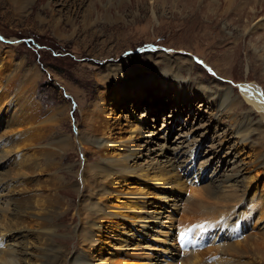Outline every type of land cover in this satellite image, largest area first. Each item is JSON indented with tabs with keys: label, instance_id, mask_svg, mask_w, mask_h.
I'll return each mask as SVG.
<instances>
[{
	"label": "rangeland",
	"instance_id": "rangeland-1",
	"mask_svg": "<svg viewBox=\"0 0 264 264\" xmlns=\"http://www.w3.org/2000/svg\"><path fill=\"white\" fill-rule=\"evenodd\" d=\"M224 1L0 0V55L13 58L11 64L5 65L3 73L6 74L7 67L12 68L19 61H24L21 70L16 71L18 80L9 76L5 81L2 78L0 83V137L10 131L7 123L11 118L18 117L23 121L29 118L28 123V119L25 120L27 124L37 123L33 120L38 116L36 113H41L42 119L45 112L63 110L56 126L47 129L51 133L41 131L40 138L46 135L47 138L41 140L37 147L41 145L39 148H45L46 145L47 148V144L65 137L69 143L73 141V147L63 154L60 162L56 160L58 166L50 174L39 171L30 175V168L25 166L27 169L23 168V172L27 171V175L17 179L21 186L15 190L11 186L8 189L11 197L6 199L17 201L51 195L53 190H41L39 187L73 166L78 176L75 179L68 177L65 179L68 182L60 183V189L68 190L69 196L60 193L58 201L66 198L70 202L72 200L77 209L85 210V205L80 208V203L87 202V198L76 192L79 190L82 193L83 190L78 177H82L85 166L93 164L95 160L91 150L87 151L74 139L77 133L85 131L80 111L89 109L88 106L97 100L99 93L104 92L103 76L108 75L110 70L113 74L119 72L111 81V96L106 104L108 111L105 116H109L113 130L112 143L105 149L103 156L121 160L129 155L141 158L138 161H126L129 170L134 173H122L121 177L113 179L112 189L122 196L113 194L98 198L102 206L119 217L111 220L110 224L105 222L97 225L98 228L85 229L98 239L91 254L86 255H92L91 264L115 261L121 264L126 261L124 255L127 253L139 255L140 264H173L162 251L166 252L169 242L174 240L173 236L179 230L178 225L185 222L181 216L185 202L188 199L189 202H198L200 199L190 191L191 186L192 189H205L207 185H214L224 174L239 172L238 180L251 182L253 187L258 188L251 193H264V169H255L264 160V153L260 154L257 150L259 135L250 138L251 144L243 143L241 140L245 133L240 123L243 117L254 121L263 120L261 125L264 130V114L259 111V107L264 108V104L256 102L253 105L244 96V92L253 87L264 100V64L256 56L264 54V39H261L264 29L256 30L252 36V28L257 20L243 18L240 23L232 24L231 20L236 21V18H224L225 12L229 10L225 8ZM17 3L25 7L28 5L24 8L26 11L20 9L21 6L17 7ZM246 24L250 25L244 29ZM162 55L167 57L164 65L158 64L163 60ZM179 59L187 64L182 70L176 63ZM33 67L37 68L39 78L32 87L31 75L27 74L26 69ZM170 69L174 70V76H171ZM217 69L223 77L217 75ZM207 90L216 92L219 97L209 100L203 93ZM225 91L229 92L234 102L220 112ZM208 104H211L210 107ZM12 108L19 112L29 111L28 108L33 111L31 116H27L15 113L16 110L12 112ZM254 108L256 112L248 115V110ZM12 114L16 116L12 117ZM22 114L24 117H21ZM7 137L14 138L13 135ZM3 139H0V145ZM160 147L163 149L159 150ZM191 148L195 149L192 161L189 155ZM31 149L36 150L35 147ZM153 150L159 154L158 157L149 154ZM25 152L11 154L10 163L0 167V179L4 178L0 187L3 189L8 188L9 182H12L11 185L16 182L13 188L17 185L16 179L12 181V176H8L17 170L15 165ZM38 155L37 152L33 158L44 169L43 157ZM173 157L178 163L185 161L180 165L182 168H177L178 175H184L182 169L187 165L189 167V174L185 176V180L189 181L185 189L161 187L152 179V172L163 166L167 158L172 161ZM191 179L192 182L196 179L199 182L189 186ZM171 196L176 197L172 199L179 197L177 203L167 200ZM130 197L138 201V205L129 206L127 199ZM160 207L163 208L158 210ZM236 210L230 211L231 219L236 218ZM67 215L62 225L66 228L65 232L57 230L52 233L46 227L42 229L44 234H49L44 246L36 243L37 231H43L34 228L1 235L4 246L0 247L9 249L14 246L18 251L25 247L30 256L24 257L26 263L23 264H39L40 255L48 247L49 239L50 247L66 249L69 253L66 260L81 242L76 232L80 223L75 212L69 211ZM193 218L189 215L188 221L195 220ZM237 220L239 225L242 217ZM232 222H236V219ZM228 228H223L226 235H229ZM253 229L255 234L264 233V219L259 221L255 217L248 230L243 231L240 240H244ZM65 239L74 241L61 243ZM170 256L174 257L172 254ZM219 257L212 259L214 261Z\"/></svg>",
	"mask_w": 264,
	"mask_h": 264
},
{
	"label": "bare ground",
	"instance_id": "bare-ground-1",
	"mask_svg": "<svg viewBox=\"0 0 264 264\" xmlns=\"http://www.w3.org/2000/svg\"><path fill=\"white\" fill-rule=\"evenodd\" d=\"M176 1L178 2V0ZM224 2L226 5L225 8L229 9L228 11L225 9L227 12H225L224 18H229V17L236 18V21L231 20L232 24L240 23L243 18H245L248 21L257 20V24L252 28V31L253 30L254 31L252 32L250 30L248 35L252 32L251 34L252 36H254L253 33L256 30L264 29V0H225ZM20 6L21 5H18L17 3V7H20ZM26 7L22 5L20 9H24ZM24 11L26 10L24 9ZM249 25L250 24H246V26L244 25L245 26L244 29H247ZM261 39L263 40L264 37H262ZM256 56L261 60L260 62L264 64V54L262 55V53H260V54H256ZM161 57L163 58V60L160 61L158 64L164 65L167 57L165 55H162ZM0 58H2L1 60L2 65L0 66V72L2 71V74L0 73V83H2L4 78H5L4 81L7 80L9 76L11 78L17 79L19 75H17L16 71L21 70L20 66H22L21 64L24 63V61L23 60L19 61V64H16L12 68L7 67L6 74H4L3 70H5V65L8 66L9 64H11L10 62H12L13 58L10 57L11 59H8L7 56L3 57L1 55H0ZM176 63L181 68V70L187 65V64L186 65L184 64L183 59L182 60L179 59L178 61H176ZM189 64H191V62ZM26 70H27V74L29 76L31 75L30 80L31 82H33L31 86L32 85L35 86V83L37 82L36 80L37 78H39L37 68L33 67V68H28ZM170 70L169 72L171 73V76H174L173 74L174 70L172 69ZM23 75L25 76V74ZM116 75H119V72H115V74H113V71L110 70L108 75L103 76L101 80H102L104 92L101 91V93H99V97H97V100L92 105L88 106L89 109L86 108L85 110L80 111L81 117H82L81 121L83 123V126L85 127V131L82 132L83 134L77 133L74 139H76L77 141L76 143H78L79 145L81 144L82 146H85L87 148L86 149L87 151L91 150L92 152L91 154L94 155V160H95L93 164H89V165L85 164L86 166L84 168V175H82V177L81 176L78 177V179H80L79 184L82 185V188H83L82 193L79 190L77 191L75 190L78 195H84L83 197L87 198V200L83 198L87 202H85L84 204L80 203V208H82V206L85 205V210L77 209V205L74 207L71 199H70L71 202L66 198L65 200L63 199L62 201H58L59 197L61 196L60 193L62 194L65 193L66 195L65 194L64 195L66 197L69 196L68 190L63 191V189L62 190L60 189L61 188L60 183L68 182V181H65V179H67L68 177H74L75 179L78 176V173L76 174V171H74L73 166H70L68 170L62 171L61 175L56 174L55 179L57 178L56 179L57 181H55V179H52V180L50 179L48 183H44L41 186V188L39 187V189L41 190H47V191L53 190V194L51 195H39L33 198L29 197V198L20 199L17 201H10L6 199L8 197H11L8 191V189L11 186L13 190L21 186V183H19V180L17 179H19V177H24L27 175L25 174L27 171L23 172L25 168L27 169V167L25 166L28 165V167L30 168L29 170L30 175H33L34 173H38L39 171H40L39 173H43V172L49 173L50 171L54 170V167L58 166V163L56 160L59 159L58 162H60V159L62 158L63 154L67 153V151L73 147L72 145L73 141L72 143L71 142L69 143L68 140H66V137L59 139L58 141H53L50 144H47V148H46V145L44 146L45 148H39V146L41 145L37 147V144L40 143L41 140H44L45 138H47V135L43 139L42 137L40 138L41 131L45 132L44 130H47V129L50 130V128L52 129V127H55L57 122H59V116L63 115L62 114L63 110L62 111L61 110L50 111L51 113L45 112L46 114L45 113L43 114L44 118L42 119L40 118L42 114L38 112L36 113L38 114V116H36V119H33L35 120V122L37 121V123L29 122V124H27L28 121L30 120L29 118H27L28 120L25 119L27 120V123H26L25 120L23 121V119L21 118L19 119L18 117L11 118V121L7 123V128H9L10 131L5 132L6 134L5 133L2 134L0 139H3V137L5 136L7 137L8 135H13L14 138L7 137L6 139H3V142L0 145V167L3 165H8V162L10 163L11 154L14 155L15 153H18L21 151H27V152H25L24 157L19 162H17L16 165L14 164L17 167V170L16 171L13 170L14 171L13 175L9 174L8 176L9 178H11L12 176L11 178L12 181H14L13 179H16L17 185L13 188V185H15L16 182L13 185H11L12 182H9V185L7 186L8 188L3 189V187H0V199L2 200V203L0 204V237H1L0 246L2 245L4 246V243H3L4 239H2L1 235L5 233H10L13 231L22 230V229L31 230L35 228L36 231L37 230L43 231L42 229L46 227V229H48V231L52 233H54L57 230H61V232L63 233L65 232L66 228H63L64 226L62 225L67 220V216H68L67 213L69 211H74L80 223L79 226L76 227V232L78 236L81 237V242L79 241V246L76 247L75 249L76 251H74L73 254L70 255V257L65 260V257L69 254L66 251V249L50 247L49 246L50 240L48 239V247L42 250L43 252L40 255V260L38 261H40L39 264H91L92 255L90 256H86V255L91 254V252L94 249L93 246L98 242V239L95 237V235L88 234L85 231V229L98 228L97 225H103L105 222L110 224L111 220L115 219V217H119L118 214L110 211V209L106 208L105 206H102L100 202L101 199H98V198H102L104 196H110L113 194H116V196H119V195L122 196V194L112 189L113 188L112 181L114 178L121 177L122 173H124L125 175L134 173L131 170H129V167L126 164V161L128 160L138 161L141 158V157H137L136 155H129L126 157V159L121 160V159L112 158L110 156L107 157V155L103 156V154L105 153L104 152L105 149L109 148L108 145L112 143L111 134H112L113 128H111L112 125L110 124L108 120L109 116H105V114L108 111L106 108V104L109 102V96H111L109 93V89H111L110 84H111L112 79H114V76ZM217 75H219L220 77H223L222 73L218 69H217ZM263 77H264V69H263ZM116 84H119V82H117ZM26 85L24 87H27ZM28 86H30V84ZM20 88L22 89L23 87H20ZM20 88H17V89L20 91ZM32 89L34 90V88ZM4 90H5V86H4ZM24 90L28 91L27 89H24ZM203 93L211 101L219 97V94H217L216 92L207 90V91H203ZM260 94L261 93H259L253 87L250 90L244 92V96L248 97V99H250L253 105L256 102L260 104H264V100ZM31 95H32L31 96V99H32L34 94L32 93ZM20 100L22 102V99ZM115 100H117L116 97H115ZM233 102L234 100H232V98L229 97V92L227 91L225 95V99H223V102L220 105V108L222 107L223 108L222 110H220L219 108V111L220 112L224 111L225 108H227V106L231 105ZM111 104L113 105L114 103H111ZM210 105L208 104L209 107ZM17 106H19V103ZM110 109L112 108L110 107ZM11 110L13 112L14 109L12 108ZM28 110L29 111H24V112L23 111L19 112L16 110L15 113H18V114L23 113V114H26L27 116L30 114L31 116V111L33 110L30 111L29 108ZM255 110L257 109L255 108L249 109L248 115L251 116L254 112H256ZM1 111L2 110L0 106V112ZM110 111L111 110H109V112ZM259 111L263 112L262 114H264V108L259 107ZM13 114H12V117L16 116V115L13 116ZM23 114L21 115V117L23 116ZM34 114L35 113L33 112V116ZM242 120L243 121L240 122L241 129H243V132L245 134L243 135V138L241 141L243 143L251 144L252 141L250 140V138L255 135H259V141L256 143L258 146L257 150L260 152V154H263L264 153V130L261 125L263 124V120L254 121L248 117H243ZM24 122L26 123V125H24ZM134 131L136 132L135 129ZM48 132L51 133V131H48ZM33 147H35L36 150L31 151L32 150L31 148ZM160 149L162 150L163 148L160 147L159 150ZM193 150L195 149L191 148L189 151L191 161H192V158H194ZM37 152L39 154L38 155L39 157H43V161L45 164V165L43 164L45 166L44 169L41 168L42 164L38 165L39 161L33 158V156L37 155ZM149 154L150 155L156 154L154 156H157V157L159 156V154H157L155 150L149 151ZM161 155H162V152H161ZM30 157L32 158L29 159ZM175 159L176 158L173 157L172 161H170L167 158L164 161L163 166H161L159 169L152 172V176H153L152 179L155 180V183L157 185L161 187H165V188L174 189V190L175 189L181 190L187 187L186 183L189 180L186 181L185 179H187V177L185 176L189 174V171H188L189 167H187L188 166L187 165L184 169H182L183 170L182 172H184V175L180 174L182 176L181 177L180 175L176 173V170L178 167L182 168L180 165L185 163V161L183 162L179 161L178 163L176 162ZM85 163L87 162L85 161ZM255 169H264V160H262L261 164H258L255 167ZM238 173L235 172V174H230V175L224 174L223 177L220 178V180L218 181L216 180L215 183L213 182L214 185H211V184L207 185L205 186L206 187L205 189H197L198 187L195 189H192L191 184L196 185L199 181L196 179V181L194 180L195 182H192L194 178L191 179L190 181L191 183L189 185L191 186L190 191L193 192L195 196L197 195V197H199L200 199L198 202H189L188 201L189 199H188L185 202L187 205L184 203L185 207H183L181 216L183 217L185 224L184 223L181 224L180 222L182 221L180 220L179 222L180 224L178 225L179 230L184 229L187 232L191 228L192 225L205 223L206 224L205 226L207 228H210V229L218 228L216 233L223 231L224 227H229L231 229L235 225L236 226L232 228V231L237 232L239 231L240 224L242 226L243 231H246L251 226V221L255 219V217H258L259 221L263 220L264 219V193L261 195L256 194V192L251 193L252 191H256L258 188L253 187L251 185V182L244 183L241 181V179L238 180ZM3 179L4 178L0 179V183L4 181ZM45 192L43 191V193ZM172 198H176V197L171 196V198H167V200L169 202L177 203L179 197H177V199H172ZM127 203L129 204V206L138 205V201H136L132 197L127 199ZM175 203H174V206H175L174 208H176L177 206ZM206 207H209V209H207ZM162 208L163 207H160L158 210H161ZM191 208H194V209L191 210ZM235 208H237L234 214L236 218L231 219L230 211ZM189 215L194 216L195 218L193 219L195 220L189 222L188 221ZM240 217H242V222L238 225L237 219ZM251 218L253 219L251 220ZM234 219H236V222H232ZM255 225H256V222H255ZM230 229H229L230 237L229 235L224 234L225 232H223L222 239L220 238L222 244H224V245L221 244L222 246L218 243L217 245H220V246L216 245L215 247H208L205 250H192L188 247L184 248V247L177 246L175 243V237L173 236L174 240H171L169 242L170 244L169 248L166 249V252L162 251V253H165L166 257H168L169 260L173 262V264H264V233L262 232V234L261 233L255 234L253 233L255 229H253L248 235L245 236L244 240H240L242 238L241 237L238 241L237 238L239 236V233L237 232V234L233 238H231L232 234H231ZM48 235H49L48 232L44 234V231L43 232L37 231L36 243L39 246L46 245V241H47L46 236ZM169 235H166V236H169ZM77 238L79 239V237ZM189 238H190L189 234L185 236V242ZM232 240H234L233 243H231ZM58 241L59 240H57V242ZM71 241H74V239H71V240L65 239V240H62L61 243L62 242L70 243ZM171 254L174 257H171L170 256ZM218 255H220V257L213 261L212 258L214 257L216 258ZM26 256H30V254L26 252L25 247L24 248L22 247L20 251L16 250L14 246L9 249H4V247H0V264H23V263H26L24 259V257ZM124 256H125L126 261H122L121 264H140L139 261L141 259L139 255L134 254V253L133 254L127 253ZM140 256H141V253H140ZM115 262L116 263H108V264H119L117 263V261ZM147 264H151V263H147Z\"/></svg>",
	"mask_w": 264,
	"mask_h": 264
},
{
	"label": "snow or ice",
	"instance_id": "snow-or-ice-1",
	"mask_svg": "<svg viewBox=\"0 0 264 264\" xmlns=\"http://www.w3.org/2000/svg\"><path fill=\"white\" fill-rule=\"evenodd\" d=\"M196 227H198V228H201V229H204L205 228V225H197ZM191 230H189V232H190ZM188 235V233H181V238H184L185 236H187Z\"/></svg>",
	"mask_w": 264,
	"mask_h": 264
}]
</instances>
